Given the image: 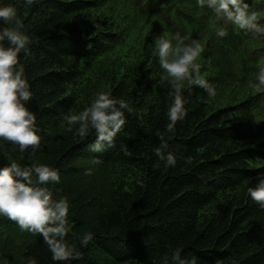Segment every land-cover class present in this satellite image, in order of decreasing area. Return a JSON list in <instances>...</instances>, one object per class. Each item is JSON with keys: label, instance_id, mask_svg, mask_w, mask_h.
Segmentation results:
<instances>
[{"label": "trees", "instance_id": "obj_1", "mask_svg": "<svg viewBox=\"0 0 264 264\" xmlns=\"http://www.w3.org/2000/svg\"><path fill=\"white\" fill-rule=\"evenodd\" d=\"M193 2L4 0L17 7L31 38L20 62L41 143L21 153L0 138V167L38 162L59 170L60 184L48 187L71 204L69 240L80 259L70 264H162L178 247L198 264H264V207L248 193L264 174V110L252 113L213 82L214 98L186 83L187 115L168 133L173 92L152 39L170 29L198 39L202 76L248 88L260 70L264 35L213 23L211 10ZM255 8L264 25V0ZM220 26L224 38L215 34ZM99 91L125 99L133 111L112 145L93 151L95 133L81 140L66 131L63 116L88 107ZM157 133L175 153V167L155 155ZM89 231L93 241L81 246L79 236ZM51 256L42 236L0 215V264H55Z\"/></svg>", "mask_w": 264, "mask_h": 264}, {"label": "clouds", "instance_id": "obj_2", "mask_svg": "<svg viewBox=\"0 0 264 264\" xmlns=\"http://www.w3.org/2000/svg\"><path fill=\"white\" fill-rule=\"evenodd\" d=\"M39 0H22L26 6H33ZM257 0L250 6L244 0H196L201 9L211 10L213 23L231 22L244 32L264 35V25L260 23V14L255 10ZM216 36L228 35L226 26L218 27ZM155 55L161 69L167 74L173 95L167 110L168 133H174L176 125L187 115L184 97L185 84L199 86L210 97L217 95V89L201 76V65L197 58L203 52L198 39L181 37L176 33L172 37L165 34L153 36ZM190 43H185L189 40ZM175 42V43H174ZM31 43L30 36L24 30V22L18 15V9L12 3L0 0V138L18 146L21 153L30 147L35 152L41 143V135L36 115L27 107L33 93L25 69L20 62V54L27 51ZM255 75L252 85L256 92L264 90V68ZM133 107L125 99L114 97L110 91H99L91 99L88 107L78 113L63 116L66 131L85 140L95 133V142L90 147L99 151L105 145H112L117 134L127 123L126 113ZM161 143L154 149L159 162L165 168L175 167L177 157L169 148L164 135L157 133ZM188 158L186 163H190ZM85 175H92L91 169ZM61 175L57 168L48 164L34 162L24 166L12 162L0 167V215L14 221L22 231L42 236L43 242L51 252L55 264H70L80 259V252L70 242L69 213L71 204L67 196L54 198L48 185H58ZM253 201L264 207V174H259L254 187L248 189ZM93 233L85 232L79 236L81 246L93 241ZM183 248L174 249L170 255L162 258V264H198L196 256L183 255ZM26 264H38L36 258H27ZM155 264V262H154Z\"/></svg>", "mask_w": 264, "mask_h": 264}]
</instances>
